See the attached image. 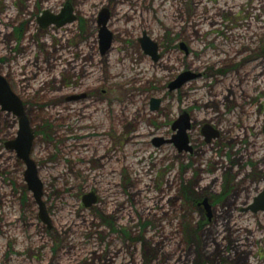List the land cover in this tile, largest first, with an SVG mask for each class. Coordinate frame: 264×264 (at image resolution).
<instances>
[{
  "label": "rangeland",
  "instance_id": "rangeland-1",
  "mask_svg": "<svg viewBox=\"0 0 264 264\" xmlns=\"http://www.w3.org/2000/svg\"><path fill=\"white\" fill-rule=\"evenodd\" d=\"M67 1L90 18L43 28L39 18L58 14ZM131 2L120 7L122 36L117 33L102 55L98 40L80 42L96 29L99 3L109 0H0V69L25 101L35 137L32 159L52 220L48 230L25 182L26 166L6 146L18 136L19 118L0 105V264H109L116 250L125 255L115 264H129L126 243L129 249L148 239L136 264H264V211H240L246 199L252 203L264 193V177L251 179L233 210L237 191L227 188L224 134L232 125L241 136L249 154L239 159L249 170L255 146L264 157V0H139L141 10ZM143 31L158 44L157 61L138 41ZM86 71L97 96L116 99L119 121L111 127L115 120L102 104L81 124L88 129L70 136L73 124L61 105H50L64 96L65 74L78 82L74 76ZM183 72L199 77L172 91ZM152 98L162 101L160 110H150ZM139 109L144 120L131 130L122 116L137 119ZM184 110L193 115L189 136L201 165L174 144L151 143L171 140L173 120ZM206 122L222 136L206 141L199 133ZM260 168L264 172V164ZM226 189L218 224L196 235L193 201L209 195L217 201ZM91 191L98 197L92 209L81 203ZM181 243L184 250L171 261Z\"/></svg>",
  "mask_w": 264,
  "mask_h": 264
},
{
  "label": "flooded vegetation",
  "instance_id": "flooded-vegetation-1",
  "mask_svg": "<svg viewBox=\"0 0 264 264\" xmlns=\"http://www.w3.org/2000/svg\"><path fill=\"white\" fill-rule=\"evenodd\" d=\"M88 1H91V0H88ZM129 1L130 0H109V4H101V3H99V5H101V7L98 10L99 12L97 13L96 19L94 21L95 22V28H96V29H94L95 33H93V31H94L93 30V26H91L89 30L85 31V36H84L85 38L83 39V41L80 42V44L83 45V44H85V42H89L90 39H93V40L96 39V40H98V43H99V52H100V54H102L100 40H101V36H102V32L101 31H102V28H103L104 24L101 23L100 20H101L103 12L106 11L105 14L103 15L102 19L107 21L105 27L107 28V30L109 32L112 33V45H113V41H114V38L117 35V33L121 35L124 32V31H120L119 30V28H121V26H119V24H120L121 21L124 20L122 18L123 14H124L123 13L124 11H121L120 7L123 6V5L128 4ZM131 1H132L131 3H137V1H139V0H137V1L136 0H131ZM71 3H72V5H71ZM65 4L62 6V9H61V11L58 14H54V13H50V14H53V15L59 17V16L62 15V12L65 10L67 5H70L69 10L71 9V11L73 13L70 16H68L67 14L62 15V17H60V21L70 17L72 19L74 18L73 21L71 23L65 24L64 26H66V27L68 25L72 26L74 24V22H77V23L80 22L81 24H84L85 22L83 23L82 22V18H81L82 14H80V13L78 14V12L75 11L73 2L72 1H67ZM134 5H137V6L133 7V9L141 10L138 7V5H139L138 3L134 4ZM131 9H132V7H131ZM41 17L38 20L39 23H40ZM82 17H85L88 20L90 18V15H89V18L86 15L82 16ZM127 18L130 21H134L132 19L134 17H132V18L131 17H127ZM116 21H117L118 26H116V28H115V22ZM139 25H141V24H139ZM61 28H63V27H61ZM114 29L117 30L116 33L113 32ZM144 34L148 35L147 31H143V36H144ZM141 38L142 37H140L138 39V41L141 43V46L143 48V43L140 40ZM111 48H112V46L107 50V52ZM107 52L105 54H102V55H107ZM90 60L92 61V58ZM67 74H65L66 78L64 79V84L61 87V89L59 90V92L64 94V96L61 98L62 100H60L59 102H55V104H51L50 107L53 106V108H55L58 105H61V107H62V109L64 111V113H63L64 114V120H66V121L68 120L69 122H71L73 124L72 128L71 129L69 128L70 136L75 134V133H77V132H82L84 130H87L88 128L87 127L86 128L82 127L81 124L86 123L88 120H90V121L93 120V117H91V115H90L91 112H94V113L98 114L99 111H100L99 106H101L102 104L107 105V108H105L104 111L107 114H110V115L112 114L113 118L115 120V123L111 122V124H110L111 127L114 126L113 124H117L118 123L119 119L116 118V116H117L116 115V112H117V110H116V108H117L116 107L117 106L116 99L114 97H111V96L109 97V99H105V98H102L100 96H97V92L95 93V89L92 88V87H89L90 85H92L91 83L94 82V80H95L94 77L92 76L93 75L92 73L90 74V73H88L86 71V72H80V73L76 74V76H74L75 77L74 80L75 81L76 80H80L78 82L77 81L76 82H72L70 80V77L68 76L69 74L68 75ZM30 82L31 81H29L27 83L30 84ZM47 86H49V84ZM51 86L54 87V84H51ZM56 91H58V90L56 89ZM106 94H109V90L108 91L107 90H103L102 91V95H106ZM22 101L24 103V110H25V101L24 100H22ZM161 104H162V101L160 102L159 105L161 106ZM148 106L150 107V110L152 111L153 110L152 109V106H153L152 105V100L149 101ZM146 108H147V106H146ZM236 109H237V107H235V109L232 111L233 114L236 113L235 112ZM101 111H102V109H101ZM153 111H155V110H153ZM143 112H141L140 109L137 111V114L139 115V118H137V119L136 118L132 119V118L126 117V114H124V116H122L123 117L122 118V122L124 121V123L127 126V128H130L131 130L133 129V127H135V128L139 127L141 125V122L144 120ZM185 113L187 115H189V118H190V121H189L190 127L187 130V136L189 138V147H191V150H186V151L185 150H183V151L179 150V151L181 153V156L183 158H185V159H186V153L187 152L190 155H194L195 158H198L197 159L198 164L201 165V153L198 152V151H197V153L195 152L196 150H195L194 147H192L191 138L189 136V132L192 131L193 129H195V127L193 125V115L191 114V112H189L188 110L180 111V113H178L177 118L175 117V119L173 120L172 129L174 131V124ZM113 118H111L110 121H112ZM28 119H29V117H28ZM94 120H95V118H94ZM207 124L211 125L214 130H217L216 127H214L213 124H211V122L204 123L203 124L204 126H202L201 130L199 131V133H200V135H202L206 139V141H208V135L205 134V128H206ZM92 127L96 128L95 125L92 126ZM230 128H232V125H230L228 127L227 132L224 133L226 135L225 141L227 142V145L229 147V149H228V157L230 158L229 159V161H230L229 162V172H228V177H229V183L228 184H229L230 187L228 186L227 188H230V189L233 188L234 191H237L236 200L233 203L231 208L233 210L235 209L236 211H238L239 209H237V206L239 205L240 201H242V195L248 193L249 188H250L248 186H250L249 184H250L251 179L260 178V181H261L263 179V177H264V172L261 171V168H260L262 166V164H264V157H260V155H259V153H261V150H260L261 148L258 149L255 146L254 147L255 148V152H253L252 154L249 155L250 156L249 161H251V158L253 160L252 161V165H253L252 166V170H249L248 169L249 166L247 164L245 165V162L243 161V159L242 158L239 159L240 154L243 155V153H245V152L247 153L248 150L246 148L244 149V145L242 144L243 141L241 139V136L236 134L234 129H230ZM177 133H178V129H176L175 135ZM175 135L172 136L173 138L171 140L165 141V140L154 139V141H151V143L153 145L155 144V145H158V146L164 145L166 143H170V144H174V146H175L176 145L175 142H174ZM218 135H219L218 138H220L222 136L220 131H219ZM248 154H249V152H248ZM256 181H258V180H256ZM198 182H201V180L198 179ZM227 190L228 189H226V191H221L220 192V194L218 195V200L217 201H215V199H213L211 195L202 196V197H199L198 199H195V201H193L192 204H193V207H195V210H194V212H190V213H193V214L196 213L198 215V217L196 218L197 222H198V226H197V229H196V232H197L196 235L198 233H200L199 232L200 229H205V228L211 227V226L215 228V226L218 224L219 221L217 219V214H218L217 208H218V205L221 204V202L224 200V198H225L224 196L227 194ZM84 196L85 195H83L82 198H81L82 205H85L84 201H83ZM96 197H97V195H96ZM97 200H98V197H97ZM205 201H207V202H205ZM254 202H255V200L251 203L249 201V199H246V203H245L246 205H244L241 208L240 211H242V212L243 211L244 212L245 211H247V212L251 211L252 212L250 207L253 205ZM95 204H93L92 207H87L86 205H85V207L92 209L95 206ZM48 213H49V211H48ZM232 218L233 217H231L230 219H232ZM46 227H47V225H46ZM51 229H52V227H51ZM48 230H50V229L48 228ZM228 231H229L230 234H232V232H233L231 230V228H229ZM166 240L169 241L170 239H166ZM147 241L146 240H138V241H136L135 244L130 245V247L131 246L132 247L129 248V249H128L129 244L126 243V246H127L126 250H127V253H128L127 256L130 257V259H129L130 263L129 264H136V262H137L136 258H137L138 253L140 252L139 246L140 245L146 246L147 244H145V243H147ZM183 241L186 242L187 245L192 243V242L188 243L186 240H183ZM196 241H197V239H196ZM131 242L134 243V241H131ZM161 245L163 246V248H165V246H166L165 242L161 243ZM185 246L186 245L183 246V244L181 243L180 247H178L177 250L175 249L174 253L171 255L170 260L172 261L173 259H176L179 256L178 255L179 252L181 250H184ZM124 255H123V251L116 250L115 251V256H114L115 258L113 259V261L112 260L109 261V264H115L116 261L119 260L120 258H123ZM170 260H169V262H170ZM121 261H122V259H121Z\"/></svg>",
  "mask_w": 264,
  "mask_h": 264
},
{
  "label": "water",
  "instance_id": "water-1",
  "mask_svg": "<svg viewBox=\"0 0 264 264\" xmlns=\"http://www.w3.org/2000/svg\"><path fill=\"white\" fill-rule=\"evenodd\" d=\"M70 5H67L65 10L62 12V15L67 14L70 16L73 12L71 9L69 10ZM68 9V10H67ZM106 11L103 12V15ZM50 14L49 12H45V15L41 17L40 24L43 27H48L52 24H56L59 28L63 27L65 24L71 23L73 21L72 18L68 17L60 21V17ZM101 17L100 22L104 24L102 28V36H101V50L102 54H105L107 50L112 46V33L107 30L106 22ZM143 43L144 52L147 55H151L154 61L159 59L158 54V44L153 41L147 34L140 39ZM199 77L197 74H193L191 72H183L178 78L172 81L170 89L173 91L174 89L181 88L184 84L188 83V81L194 80V78ZM160 99L152 98V109L157 110L160 107ZM0 105L2 106L3 111H8L14 113L19 118V130L17 138L12 141L6 143V146L11 150H16L18 154V158L23 162L26 166L25 182L29 190L33 193V197L36 199L37 206L39 207V218L47 225V228L51 229L52 220L48 213V208L46 207V203L44 202V185L38 175V166L32 159V150H33V141H34V132L31 126V122L28 119L26 111L24 110V103L19 98V96L15 93L14 90L11 89L9 81L5 78L2 73V69H0ZM189 115L186 113L174 124V130L178 129V133L175 135V144L179 148L180 151L183 150H191L189 147V138L187 136V130L189 129ZM219 131L214 130L213 127L207 124L205 128V134L208 135V141L213 138H218ZM84 204L87 207H92L93 204L97 202V197L94 192L88 193L83 198ZM207 202V201H205ZM252 212L264 211V193L255 199V202L250 207Z\"/></svg>",
  "mask_w": 264,
  "mask_h": 264
},
{
  "label": "bare ground",
  "instance_id": "bare-ground-1",
  "mask_svg": "<svg viewBox=\"0 0 264 264\" xmlns=\"http://www.w3.org/2000/svg\"><path fill=\"white\" fill-rule=\"evenodd\" d=\"M9 114H11V113H9ZM12 115V114H11Z\"/></svg>",
  "mask_w": 264,
  "mask_h": 264
}]
</instances>
